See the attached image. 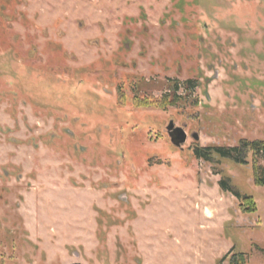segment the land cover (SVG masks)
I'll list each match as a JSON object with an SVG mask.
<instances>
[{
	"label": "rangeland",
	"instance_id": "obj_1",
	"mask_svg": "<svg viewBox=\"0 0 264 264\" xmlns=\"http://www.w3.org/2000/svg\"><path fill=\"white\" fill-rule=\"evenodd\" d=\"M242 138L264 140V0H0V264H264L251 155L191 153Z\"/></svg>",
	"mask_w": 264,
	"mask_h": 264
},
{
	"label": "trees",
	"instance_id": "obj_2",
	"mask_svg": "<svg viewBox=\"0 0 264 264\" xmlns=\"http://www.w3.org/2000/svg\"><path fill=\"white\" fill-rule=\"evenodd\" d=\"M189 87H194L192 80L185 82ZM177 87V86H175ZM174 101V100H173ZM169 101L168 96L165 94L159 100V105L165 107L166 105H173L175 102ZM141 105L144 103L139 102ZM191 153L195 158L202 159L207 162H213L215 158L229 160L235 164H245L247 155H251V167L253 183L258 186H264V167L257 164L258 156L264 160V140L255 139L248 140L242 138L238 144L231 147L226 146H199L194 145L191 148ZM219 186L222 191L229 192L234 195L239 201V208L243 213L254 212L255 204L252 196L243 195L230 184V178L223 177L219 180ZM244 253L239 252L232 254L229 264H243L245 259ZM224 256L221 258L223 259Z\"/></svg>",
	"mask_w": 264,
	"mask_h": 264
},
{
	"label": "flooded vegetation",
	"instance_id": "obj_3",
	"mask_svg": "<svg viewBox=\"0 0 264 264\" xmlns=\"http://www.w3.org/2000/svg\"><path fill=\"white\" fill-rule=\"evenodd\" d=\"M188 80H191V79H188ZM186 81H184L182 83V85H184L183 86L184 90H192V89H194L196 87V84H195V82L193 80H192V82H194V84H195L194 87H189L188 84L185 83ZM178 84H179L178 82H174L173 83L172 92L170 94H166L168 96V100L169 101H173L174 100L173 102H175V103L173 105H176L182 99V96H183L181 93L178 92L179 89H180V86H178ZM175 86H177V87H175ZM163 96H161V97H163ZM121 99H124V97H122ZM132 100H133V102L135 103L136 106H141V104L139 102H142V103L148 102V101H146L144 99H139L138 100L136 98V96H133ZM173 105H166V106H173ZM167 134H168L171 142H173V144L175 146H180L181 144H183L186 141V137L187 136H186L185 131L182 128H180V127L174 126L172 122H170L168 124V126H167ZM180 138L184 139V141L182 143H179ZM195 145H198V144H195Z\"/></svg>",
	"mask_w": 264,
	"mask_h": 264
},
{
	"label": "water",
	"instance_id": "obj_4",
	"mask_svg": "<svg viewBox=\"0 0 264 264\" xmlns=\"http://www.w3.org/2000/svg\"><path fill=\"white\" fill-rule=\"evenodd\" d=\"M194 138L197 139V136L194 135ZM183 141H184V139L183 138H180L179 143H182Z\"/></svg>",
	"mask_w": 264,
	"mask_h": 264
},
{
	"label": "crops",
	"instance_id": "obj_5",
	"mask_svg": "<svg viewBox=\"0 0 264 264\" xmlns=\"http://www.w3.org/2000/svg\"><path fill=\"white\" fill-rule=\"evenodd\" d=\"M243 264H250V263L245 261ZM252 264H253V263H252ZM255 264H257V263H255ZM261 264H262V263H261Z\"/></svg>",
	"mask_w": 264,
	"mask_h": 264
}]
</instances>
